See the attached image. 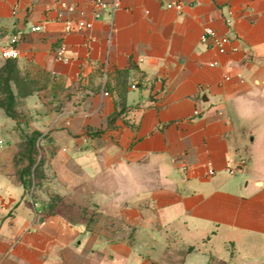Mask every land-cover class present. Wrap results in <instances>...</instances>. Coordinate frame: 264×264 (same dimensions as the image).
<instances>
[{
    "label": "crops",
    "instance_id": "0c3cea01",
    "mask_svg": "<svg viewBox=\"0 0 264 264\" xmlns=\"http://www.w3.org/2000/svg\"><path fill=\"white\" fill-rule=\"evenodd\" d=\"M182 1L0 0V264H264V0Z\"/></svg>",
    "mask_w": 264,
    "mask_h": 264
},
{
    "label": "built area",
    "instance_id": "2783aa9c",
    "mask_svg": "<svg viewBox=\"0 0 264 264\" xmlns=\"http://www.w3.org/2000/svg\"><path fill=\"white\" fill-rule=\"evenodd\" d=\"M159 3H161L162 7L166 9H172V8H181L184 5V2L182 0H173V1H165V0H155ZM94 3V12L93 14L98 17L100 15V12L107 11L110 13H115V11L119 8L120 0H93ZM57 8L60 9V16H63L62 13L66 14H73L77 13L80 17L77 20H74L71 16H66L63 18L65 23V32L71 33L75 31H81L84 29L91 28L93 26L92 21L85 18L86 11L75 4H69L62 2L59 5H57ZM230 16L233 15V11L230 10L229 12ZM228 22L232 21V17L227 19ZM42 29L41 25H33L32 30L33 31H40ZM202 40L205 42H208L210 46L217 49V51L221 54H225L228 51H237L238 46H231V39L228 35H220L212 28H206L203 35ZM19 41V35H13L10 39V41L6 44L0 45V57L4 60L9 59H16L19 57V49L17 46V43ZM66 51L67 47L64 43L60 44L58 48L56 49V58L58 60H66ZM211 66H216L217 62L212 61L210 62ZM108 94V93H106ZM6 145V141L0 137V148L4 147ZM245 160H241L240 164H244ZM238 166L236 167H230L228 171L230 173H235ZM214 170H210L209 174H213Z\"/></svg>",
    "mask_w": 264,
    "mask_h": 264
},
{
    "label": "trees",
    "instance_id": "16d2710c",
    "mask_svg": "<svg viewBox=\"0 0 264 264\" xmlns=\"http://www.w3.org/2000/svg\"><path fill=\"white\" fill-rule=\"evenodd\" d=\"M14 109V97H13V94H11L9 96V99L7 101V105H6V111L8 112L9 115H11L12 117L15 118V113L13 111ZM41 133L39 132H33L31 136H27L26 137V148L28 150V153L24 154V159L27 158L29 161H28V164L25 165L26 163H23L19 157L18 159H16V162L19 164L21 163V166L19 168V174H20V178L22 180V183L24 185V187L27 189V190H30V187L32 186L33 184V180L34 178H31L30 177V171H31V167L35 164V161H34V158H33V154L34 152L37 151V141H38V138L40 137ZM22 157V158H23ZM40 165H38L39 167Z\"/></svg>",
    "mask_w": 264,
    "mask_h": 264
},
{
    "label": "rangeland",
    "instance_id": "374dc122",
    "mask_svg": "<svg viewBox=\"0 0 264 264\" xmlns=\"http://www.w3.org/2000/svg\"><path fill=\"white\" fill-rule=\"evenodd\" d=\"M13 111L18 116L17 118L22 120L19 110L14 107ZM254 132L255 133H253L252 136H256V134H257V129L256 128H255V131ZM28 133H30V132H28ZM25 147H27V146H25ZM256 149H257V151H262L261 148H259V147L256 148ZM33 158H34L35 164L31 167V171H30V177L31 178H34V177H38L39 176L40 168L38 167V165L41 164V159L39 158V155L38 154H36L35 156L33 155ZM20 160L23 163H26L25 165H27L28 164V161H29L27 158H25V159H24V157L22 158V156H21ZM30 190H33V186L30 187Z\"/></svg>",
    "mask_w": 264,
    "mask_h": 264
}]
</instances>
